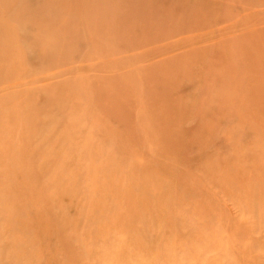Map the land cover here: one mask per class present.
Returning <instances> with one entry per match:
<instances>
[{
    "label": "rangeland",
    "instance_id": "374dc122",
    "mask_svg": "<svg viewBox=\"0 0 264 264\" xmlns=\"http://www.w3.org/2000/svg\"><path fill=\"white\" fill-rule=\"evenodd\" d=\"M143 1L163 6L164 12L151 16L130 3L125 14L132 13L135 17L124 16L122 24L118 25L120 19L115 13L105 14L101 21L103 10H96L86 18L85 3L74 7L59 5L60 0H18L17 5L24 13L17 8L8 12L0 6V20H7L9 28L20 31V49L13 48L0 55V77L20 70L22 74L29 72L33 78L40 79L54 75L59 69L79 67L92 60L100 61L107 70L102 73V76L107 75L102 82L86 85L82 84V79L78 81L81 85L78 93L68 89L49 93L45 89V85L50 86L49 81L34 82L32 89L38 100L19 105V109L12 112L14 116L25 117L28 113L46 110L55 114L68 111L69 117L55 118L52 124L57 135L63 138L68 131L67 123L75 122L77 113L83 109L77 106L69 109L75 102L85 101V107L92 101L107 106L114 103V110L124 115L114 118L106 112H98L105 122H88L81 129L74 126L67 132L81 136L78 147L84 152V139L95 138L98 149L91 161L82 153L81 159L75 151L67 164H60L59 150L71 151L68 147L72 142L56 146L54 141H31L23 126L24 131L16 129L1 135V139L12 142L18 152L24 149L20 148L23 144L27 153H33L31 148L39 149L35 158L45 157L56 163L62 174L50 172L56 176L54 181L48 175H43L40 181L31 176L33 166L30 164L15 173H0V180H8L0 187L2 204L13 199L16 201L13 205L17 206L15 210L9 208L11 211L0 207V264H17L23 255L31 256V264H44L45 260V264L64 261H68L67 264H264V92L259 94V90L253 89L255 93L250 94L245 82L240 89L230 86V82L239 86L242 79L256 78V70L263 76L261 82L264 83V56L258 47L256 49L257 45L251 54L243 55L245 47L253 48L247 34L253 38L264 36V5L261 3L264 0H252V6L251 0H224V9L231 14L227 22H214L213 18L204 22L206 4L213 0ZM247 6L250 8L245 9ZM73 9L80 17L71 19L72 25H69V17L63 13ZM197 9L202 12L193 15ZM249 12L251 15H246ZM240 17L243 22L238 25L235 20ZM96 28L106 37L103 36L101 44L104 50L92 45L94 40L99 41V35L92 32ZM220 33L212 50L197 47L199 52L192 53L196 40ZM12 39L4 36L3 40ZM213 41L215 39L207 42ZM71 48H75L77 54ZM18 53L19 60L12 61L10 58ZM59 56L70 60L61 63ZM116 58L125 65H113L112 70L104 66L116 62ZM206 68L212 70L209 72L204 70ZM90 72L81 70L80 74H84L81 78L88 77L86 74ZM223 75L229 77L228 81ZM217 77L221 79L215 84L213 78ZM119 84L122 87L115 92ZM127 84L128 88L124 89ZM102 88L108 92L100 94ZM8 97L5 95V100ZM128 114L134 118L133 134L127 133L125 125ZM7 120L8 113L0 112V125L9 128ZM103 135L114 144L102 143ZM131 137H140L146 142H130ZM116 143L127 144L130 153L117 151ZM155 143L162 146L157 145L159 152L153 150ZM148 148H151L149 154L139 158V151ZM131 153L135 159L150 164L149 169L134 170L135 177L126 182H118L121 175L98 177L97 185L103 188H97L96 193L84 188L90 179L95 177L96 180L97 174L90 176L81 168L80 173H85L78 175L75 165L87 160L91 165L108 166L110 175L117 171L133 173ZM12 165H16V161L0 153L1 170L11 169ZM65 173L70 175L63 176ZM135 179L140 182L138 185ZM26 182L35 183L38 188L35 195L40 199L39 206H46L47 212L61 220L67 215L68 224L59 223L61 233L67 238L65 253L57 249L55 230L51 224H46L49 220L43 219L39 208L30 209L33 228L36 230L38 225L33 237L28 231L19 232L23 237L33 238L29 248H18L17 234L14 238L13 232L2 231L18 224L15 213L19 206L31 205L27 204L32 193ZM119 185L127 194L116 190ZM42 187L48 192L42 191ZM94 202L99 205V213L104 212L105 216L120 213L122 208L116 206H122L127 214L116 222L94 223L82 219V210L93 213ZM147 210L154 219H135L138 213ZM4 218L11 221L5 224Z\"/></svg>",
    "mask_w": 264,
    "mask_h": 264
},
{
    "label": "bare ground",
    "instance_id": "6f19581e",
    "mask_svg": "<svg viewBox=\"0 0 264 264\" xmlns=\"http://www.w3.org/2000/svg\"><path fill=\"white\" fill-rule=\"evenodd\" d=\"M0 1H2V2H0V6L5 8L8 12H12L14 9L17 8L19 11L24 13V10L20 9L17 5L18 0H13V1L10 0V2L8 0H0ZM84 3L86 4V10H87L86 18L89 17V15L96 10H103L104 15L101 16L100 20L102 21L104 19L105 14L110 16L113 13H115V14H117L118 19H120V20H117L118 25L122 24L121 20H122V18H124V16L135 17L134 14H132V13H129L127 15L125 14V11H126L125 9L128 8L127 5H129L130 3H133L140 11L144 12L145 14H149L151 16L164 12L163 6L153 5L151 3L148 4V3H145V1H143V0H105L104 2H102V1L100 2V0H84V1L83 0H60V3H58V4L75 7L78 4H84ZM261 3H263V5H264V1ZM223 4H224V0H213L210 3L206 4V5H208V9L206 12V18H205L204 22H207L212 18L215 20L214 22H219V21H226L227 22V18H229V16L231 14L228 12L229 10L226 11L224 9ZM250 4H251L250 6H252V5H254V2L251 0ZM231 5H232L233 9L236 8L235 4H231ZM250 6L245 7V9L250 8ZM201 12H202V9H197V13L193 14V15H198ZM232 12H234V10ZM262 12L264 13V9L262 10ZM63 14L68 15L67 16V17H69L68 21H70L68 23L69 25H72L71 19H73L75 17H80L78 14V11L76 9H73L72 12H64ZM246 15L249 16L251 14L249 12V14H246ZM117 17H110L109 19H114ZM242 18L247 19V16H243ZM242 18L240 17L237 20H235V23L240 25L243 22ZM75 20L77 21V19H75ZM98 22H99V20H98ZM233 22H234V20H233ZM7 23H8L7 20H0V55L1 56H3L4 53L11 51L13 48L20 49V47H19V44H20L19 43V34H20L19 32L20 31L18 29L13 30V29L9 28L7 26ZM232 29H233V31H236L235 27ZM62 30H63V28H62ZM115 30H117V27H115ZM92 32L99 35V37L97 39L99 41L95 42V40H94L93 41L94 43L92 45L96 48L99 45L101 48H99V47L98 48L100 50H104V48L101 46L102 41H103V36H104L103 32L98 33L99 30L97 31V28L95 30H92ZM221 35H222V33H220L219 35H213V36H210L207 38H202L200 40H196L195 44L197 46L195 47V49L192 50V53L195 51L199 52V49H196L197 47H200L201 49L212 50L214 48L213 44H215L217 41H219L217 38ZM4 36H10L13 39H12V41L5 42L3 40ZM240 38H243V36H241ZM246 38L251 40L250 45L253 46V48H252V50H248V48L245 47V52L243 53V55L246 56L248 54H251V52L254 50L255 46L257 45L256 49L258 47L259 52L264 56V36H259L258 38H253L251 36V34H247ZM214 39H215V41H213L211 43L207 42V41L214 40ZM67 45H70V43L67 42ZM71 50L74 54H77L75 48H71ZM171 50H173V49H171ZM216 53H217V55L221 56V54H220L221 50H220V53L216 50ZM19 57H20V54L18 53L16 56H14L10 59H13L12 61H15V60H19L18 59ZM65 60L69 62L70 59L64 58L62 56L59 58V61L61 63H63ZM71 61H73V60H71ZM57 63H59V62H57ZM107 65H104V66H106V68H108L109 70H112L113 65L115 67H119V66H124L125 63H123L121 60L116 58V62L108 63ZM126 65H128V64H126ZM59 67L60 66L58 65V68ZM81 70H83L84 72H87V73L90 71H94V73H91V72L89 74L85 73L86 75H88V77L81 78V76L84 75V74H80ZM204 70H207L210 72L212 70V68H210V70H209V68H206ZM106 71L107 70H104L103 66L100 65V61H93L92 60V62H85L84 64L79 65V67H74V65H73V66L69 67L68 69H61V70L59 69L56 73H54V75H47L46 77H44V78L42 77L40 79L39 78L36 79L35 77L33 78L29 74V72L27 74H22L20 70H17L16 72L10 71V73H8V74H3V76L1 75L2 77H0V112L5 111L8 113L7 122L10 123V126H8L9 128H7L6 126L0 125V153L5 155L6 158L7 157L13 158L16 161V165H12V168L11 169L7 168L8 170H6V171L4 170L5 167L1 170V166H0V173H2V171H4L5 173H8L9 171L12 173H15L18 170H21L20 167L23 166L26 168L27 164H30L31 166H33L32 167L33 173L31 174V176H35L40 181L42 180L43 175H48L49 178L50 179L53 178L52 181H54V178L56 176L54 177L50 172H54L56 174H58V173L62 174L61 170L59 168H56L57 167L56 163L51 162L50 160H48L45 157L42 159H39V160H37L35 158V153L40 151L39 149L31 148L33 153H27V151H25V144H23L20 148H24V149L19 150V152H18L15 149L12 142L2 140L4 137L1 139V135L3 133H5L6 131L11 132V131L16 130V129H21L22 131H24L22 126L24 128H26V135L28 136V138L31 141H32V139L36 140V141L39 140L41 143H45V142L51 143L52 141H54V142H56V146H58L60 144L65 145L68 142H72V146H70L71 148L68 147V150H71V151L67 152L65 149L59 150L61 157L58 159V161L60 164H67V161L70 157H74L76 154H77V156H79V155H81V153L85 155V158L88 161H91L92 157L94 156V153L98 149V146H96L97 144L95 142V138H91L90 136H88L84 139L83 146L86 150V152H84V151L80 150L78 147V145H79L78 141L81 139V136L76 134V133H67V132L70 131L74 126H77L78 128L81 129L85 125V123H88V122H92L94 124H99V123L105 122L104 119L98 114V112H106L111 117L122 118V116H124V115L122 113L114 110V103L107 106V105L102 104L100 101L99 102L92 101V103L88 107H85V105H86L85 101H84V103H82V102L76 103L75 102L73 104H70L69 109H72L75 106H77L79 109H81L83 107V109H81L80 112L77 113V115H76L77 119L75 122H68L67 123L68 131L66 132V135L63 136V138H61L57 135L56 130L52 126V124H53L55 118H59L60 116H63L64 118H61V120H62V119L69 117L70 113L68 111L65 113L55 114V113H52L51 110H46V112L43 111L41 113H39V112L28 113L27 115H25V117H19V116L16 117V115L14 116L12 112L14 111V109H19V105H21L23 103L31 104L30 102H34V101L38 100L36 94H34L35 90L32 89V84L34 82L49 81L48 84L50 86L45 85V89L49 93L50 92L54 93V91L58 90V89H61V91H65L68 89L70 91L72 90L73 92L78 93L77 90L81 86L78 83V81L81 82V79H82V84L85 83L86 85H89V83H91V82H102L103 77L106 75V73H105L104 76H102V73H104ZM77 72H79V73L76 74ZM124 73H126V72H124ZM256 73L258 74V76L256 78L242 79L241 82H239L240 83L239 86L237 85L236 82H230V83H232V85H230V86L235 87L237 89H240V88H243L241 83L245 82L247 91H250V94L255 93V92L252 93L253 89H257V91L259 90L260 91L259 94H261L262 92H264V85H263L264 83L261 82V79H263V76L259 73L258 70H256ZM78 77H80V79ZM121 77H123V76H121ZM222 78H224L227 81L229 79V77L226 75H223ZM213 79H215V84H218V80H220L221 78L217 77V78H213ZM206 83H208V82H206ZM119 85H120V87L114 89L115 92H117L119 90V88L122 87L121 84H119ZM123 88L127 89L128 84L126 86H124ZM100 91H101L100 94H105V92H108V90L106 88H102V89H100ZM219 94L221 95V93H219ZM5 95L9 96L6 100H5ZM50 99L52 100L53 98H50ZM8 100H9V103H7ZM225 101H227V100H225ZM47 102L49 103V101H47ZM5 104H9V106H5ZM132 104H133V102L130 101L129 105H132ZM65 106H68V105L65 104ZM58 108H59V106H58ZM126 117H127V119H126L125 125L127 128V133L133 134L135 130L134 129L132 130L131 124H132V121L134 118L131 117L129 114ZM151 121H152V119H151ZM43 133H45V134H43ZM24 134H25V132H24ZM170 134L172 136H174V132L170 131ZM100 140L102 143L114 144V142L109 141L105 135L100 137ZM129 140H130V142H136V143H141V142L143 143V141H144L140 137H137V138L131 137ZM1 142L3 144H1ZM144 142H146V141H144ZM157 145L158 144L155 143L156 148H153V150L155 152H159V148H162L161 144L158 145L159 148L157 147ZM115 149L117 151L122 152V154L130 153V149L128 148L127 144L116 143ZM150 149L151 148L143 150V152L139 151L140 152L139 158H141L143 155L146 156L145 153L149 154V151H151ZM75 151H76V153H75ZM74 153H75V155H74ZM129 156L131 157L130 160L133 163V164L130 163V165L133 166V173H124L123 171H117V172H115V174L110 175L108 166L105 167V166H102L98 163H95V165H91L90 162H88L87 160L82 161V163H80L78 165H75V169L78 170V175H82L85 173V172L80 173L81 168H84V169H82L83 171L87 170V172L90 173V176H91V174H92V176H95L94 174H97L96 180L94 179L95 177H93L92 179H90V181H88V184H85V186H84V188L90 189L91 191L96 193L97 188H99L100 190L103 188V186L97 185V182L99 181L98 177L102 178V176H105L106 174L111 176V178L121 175L120 177H122V179L119 178L118 182H120V181L126 182L127 179L132 180L135 177L134 176V170L135 171L136 170H142L143 171V169H145V170L149 169L150 164H148V163L145 164V163H142L141 161H139L137 158L135 159L133 153H131ZM80 158L82 159L83 156ZM33 159H34V162H33ZM47 162H49V163L47 164ZM260 162H261V160H260ZM69 175H67L65 173V175H63V176H69ZM5 181H8V180H6L5 178H2L0 180V187L2 186L3 182H5ZM134 182L136 185H138L140 183L136 179ZM105 183L106 182H104L103 184H105ZM26 184H29L26 187H27L28 191H30L32 193L27 199V201H28L27 204H31V205H29L30 207L26 208L25 205H23L22 207L19 206L18 211L15 213L18 216V219H17L18 224H16L14 227H13V225H11L8 228H5V229L2 228V231L6 234H8V232L9 233L13 232L14 238L17 234L15 241L18 243V245H17L18 248H21V249L22 248L23 249L29 248L31 240L33 239L32 238L33 237V231L37 232V228H38V225L36 227V230H35V228H33V226L35 227V225H34V223H32L33 216L30 213V209L34 210V208H36L38 210V208H39V210L42 211V216L44 217L43 219H48L49 220L48 222H50V223L47 222L46 224H51V226L55 230L56 238L58 239L57 249H59L60 252L63 251L65 253L66 249H65L64 245H66V243H67V241H65L67 238L65 239L64 234L61 233V231H60L61 225L59 223L64 221L65 223L68 224L67 215L63 220H61L56 215H54L53 213L47 212L48 209H46V206H39L40 199L38 196L35 195V193H36L35 190H38V188L35 186V183L26 182ZM16 185H20V184L16 183ZM10 187H12V184H10ZM123 187H124V185H123ZM41 190L48 192L44 187H42ZM66 190H70V189L67 188ZM116 190L119 193L124 192L125 194H127L126 189H124V188L121 189L120 185L116 188ZM77 191H79V186L77 187ZM50 193H52V192H50ZM50 193H49V198L51 197ZM78 193H80V191ZM97 200H98V198H97ZM6 203L7 204H2V201L0 199V207H4L6 209V211H11L13 208H14V210L17 209V206L13 205L16 203L15 200L9 199ZM94 203L96 205H94L93 208H91V210L93 211L92 214H90V210L89 211H86V210L81 211V214L83 215L82 219L86 218V220L93 221L94 223H106V222H110V221L116 222L118 220H122L121 215L127 214L126 211H123L124 208L122 206H116L117 208H119V207L122 208L120 213L115 214V216H111L110 214H109L110 217L105 216L104 212L99 213V205L96 202H94ZM42 204H43V202H42ZM8 206H10V207H8ZM161 213L165 214L163 211H161ZM171 215H175V214L173 212H171ZM150 217H152V215L147 210L146 213H141V214L138 213V215L135 216V219L140 220V219L145 218V220H151ZM79 218H81V216ZM152 219H154V218L152 217ZM159 220H161L162 222L164 221L163 218H160ZM9 221H11V220H7L4 218L5 224ZM39 223L41 224V222H39ZM61 224L63 225V222ZM46 227H45V229H46ZM92 229H94V228H92ZM23 231H28L29 232L28 235H31L32 237L26 238L27 235L25 237L21 236L19 232H23ZM69 234H70V232H69ZM66 237H67V234H66ZM60 241H61V243H60ZM66 258L69 259L68 255H66ZM30 259H31V256L23 255L21 258L22 262H21L20 258H18V261H16V263L17 264H31ZM35 261H36V259L32 260V263H35ZM254 262H258L257 259H254ZM41 263H44V262L41 260ZM45 263H47L46 260H45ZM67 263H68V261H64V262H61L58 264H67Z\"/></svg>",
    "mask_w": 264,
    "mask_h": 264
}]
</instances>
